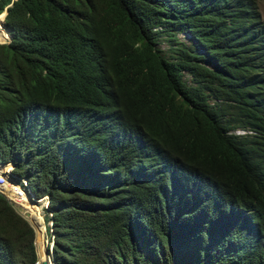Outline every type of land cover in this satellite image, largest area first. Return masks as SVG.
Returning a JSON list of instances; mask_svg holds the SVG:
<instances>
[{"label":"trees","instance_id":"obj_1","mask_svg":"<svg viewBox=\"0 0 264 264\" xmlns=\"http://www.w3.org/2000/svg\"><path fill=\"white\" fill-rule=\"evenodd\" d=\"M0 17V167L48 197L54 264H264L255 0H0ZM34 235L0 194V264H34Z\"/></svg>","mask_w":264,"mask_h":264},{"label":"rangeland","instance_id":"obj_2","mask_svg":"<svg viewBox=\"0 0 264 264\" xmlns=\"http://www.w3.org/2000/svg\"><path fill=\"white\" fill-rule=\"evenodd\" d=\"M258 4V7L260 9V12H261V16H262V19L264 20V0H255ZM4 19V17H3ZM2 24H3V21H2ZM7 40V35L6 33H1L0 32V43H3ZM9 166L11 164H8ZM5 167V169H1V170H6L8 169L9 171H11V167ZM0 177L3 178L4 180H6L10 185L11 183L8 181V179L3 175V174H0ZM26 185V183L24 182L23 184L21 185H17V187H14L13 185V190H17L18 188H21L22 186L24 187ZM18 192L20 193L21 195V200L25 198V196L22 194V192H20L18 190ZM12 193H7V196L12 199L14 201V196L11 195ZM42 198V197H41ZM44 198V197H43ZM30 199V198H29ZM38 199V198H37ZM33 200V199H32ZM47 201V199H45ZM24 202H27V199L25 198L23 200ZM18 203V202H17ZM20 205H18L22 212H24L27 216H29V219L32 221V223L35 225L36 227V230H37V234H38V237L41 239H43V245H44V248L42 247H39V253L41 254V251L43 253V256H44V253L47 252L48 253V257L49 259H51V255H50V245H51V242L49 241V236L48 234L52 231L51 229V226H52V221H48L47 223L45 222V220H47L46 218V215H47V211H46V206L44 207V205L39 201V202H36L35 200H33V202H31V205H28L27 209L23 207L22 203H18ZM31 206H39L40 207V210H37L35 211V213L31 210ZM40 215L42 216L43 218V221H44V225H45V228H44V231L43 233L41 234L40 233V230L38 229L36 223L41 219ZM47 227H50V229L48 230ZM35 234V233H34ZM34 240H35V235H34ZM38 243V242H37ZM40 243L41 241L38 243V245L40 246ZM41 249V250H40ZM47 261V260H46Z\"/></svg>","mask_w":264,"mask_h":264},{"label":"bare ground","instance_id":"obj_3","mask_svg":"<svg viewBox=\"0 0 264 264\" xmlns=\"http://www.w3.org/2000/svg\"><path fill=\"white\" fill-rule=\"evenodd\" d=\"M1 18V17H0ZM1 33H4V31H1ZM6 165V164H5ZM7 166H9L8 164L5 166L6 168H7ZM5 167H0L1 169L3 168V169H5ZM10 167H12L11 165H10ZM0 169V174H3L8 180H9V182H13V181H11L10 179H9V173H10V171L8 170V169H6V170H1ZM26 183V180H24L23 181V183ZM16 184H18V185H21V183H16ZM23 188V187H22ZM0 190H1V188H0ZM2 191V190H1ZM2 193L7 197V198H9L8 196H7V193H12L11 195H13L14 196V202H16V204L17 205H20V204H18V203H22V205H23V207L24 208H26L27 209V207H28V205H30L29 203H31V201H29V202H24L23 200L27 197V198H30V200H32V198H31V196H29V194L27 193L26 194V196H25V198L24 199H22L21 200V197H19L18 195H17V192L15 191V190H13V187H7L6 189H5V191H2ZM45 199H47V198H45ZM45 199H43L42 198V200H45ZM33 200H35L36 202H38L37 201V198L36 199H33ZM18 202V203H17ZM46 208H47V206H46ZM21 209V208H20ZM22 211V210H21ZM28 218H29V216H28ZM35 226V225H34ZM36 228V227H35ZM37 231V230H36ZM36 241L39 243L40 241H41V243H40V247H42V248H44V245H43V239H41L40 240V238L38 237V235L36 236ZM38 243H37V249L39 250V245H38ZM38 255H39V253H38ZM46 260H47V257H46V254L44 253V256H43V258H42V260H40L39 259V257H38V263L37 264H45V262H46Z\"/></svg>","mask_w":264,"mask_h":264},{"label":"water","instance_id":"obj_4","mask_svg":"<svg viewBox=\"0 0 264 264\" xmlns=\"http://www.w3.org/2000/svg\"><path fill=\"white\" fill-rule=\"evenodd\" d=\"M6 8L4 9V11L2 12V20H3V17H4V15L6 14ZM3 25V24H2ZM6 32V31H5ZM11 166L13 167V165L11 164ZM0 194L2 195V196H4L7 200H8V202L10 203V205L14 208V210L21 216V217H23L29 224H30V226L33 228V230H34V233H35V240H34V244H35V250H36V255H37V259H36V261H35V263L34 264H37L38 263V257H39V255H38V249H37V241H36V236H37V231H36V228H35V226H34V224L32 223V221L28 218V216L24 213V212H22L21 211V209H20V207L16 204V202H14L12 199H10V198H7L3 193H2V191L0 190ZM52 244H53V241H52ZM45 254H46V257H47V261L45 262V264H54V262H53V260H51V259H49V257H48V253L47 252H45Z\"/></svg>","mask_w":264,"mask_h":264},{"label":"built area","instance_id":"obj_5","mask_svg":"<svg viewBox=\"0 0 264 264\" xmlns=\"http://www.w3.org/2000/svg\"><path fill=\"white\" fill-rule=\"evenodd\" d=\"M7 187H13V186H11L6 180H4L3 178L0 177V188H1V190H2V191H5V189H6ZM15 191L17 192V195H18L19 197H21V195H20V193L18 192V190H15Z\"/></svg>","mask_w":264,"mask_h":264},{"label":"clouds","instance_id":"obj_6","mask_svg":"<svg viewBox=\"0 0 264 264\" xmlns=\"http://www.w3.org/2000/svg\"><path fill=\"white\" fill-rule=\"evenodd\" d=\"M7 10V9H6ZM2 14V13H1ZM5 16V15H4ZM3 21V20H2ZM4 27V26H3ZM4 30L6 31H4L5 33H6V35H7V40L9 39V35H8V33H7V30L4 28ZM6 42V41H5ZM5 164H10V163H5ZM11 169H12V167H11ZM41 198V197H40ZM44 198H47V206H48V197L47 196H44ZM45 209H47V208H45ZM47 212H48V210H46ZM50 212V211H49ZM51 213V212H50ZM51 215V214H50ZM51 242V245H50V250H51V247H52V241H50Z\"/></svg>","mask_w":264,"mask_h":264}]
</instances>
